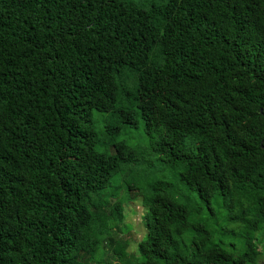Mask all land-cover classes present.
<instances>
[{
    "label": "trees",
    "instance_id": "obj_1",
    "mask_svg": "<svg viewBox=\"0 0 264 264\" xmlns=\"http://www.w3.org/2000/svg\"><path fill=\"white\" fill-rule=\"evenodd\" d=\"M121 182L145 233L104 255L259 264L264 0H0V264H105Z\"/></svg>",
    "mask_w": 264,
    "mask_h": 264
},
{
    "label": "rangeland",
    "instance_id": "obj_2",
    "mask_svg": "<svg viewBox=\"0 0 264 264\" xmlns=\"http://www.w3.org/2000/svg\"><path fill=\"white\" fill-rule=\"evenodd\" d=\"M100 114L96 115V118ZM97 130L101 133V125H97ZM149 134L145 133L143 128V122L140 119L135 128L123 129L121 133L116 137V140H124L128 144L134 147L138 145H147L150 140ZM101 137L104 142L112 141L115 139L108 138L105 134L101 133ZM99 148H105V145L99 146ZM111 148V147H110ZM118 195L112 199V201L122 200L124 203V219L123 223L117 228L112 230L108 235L105 232L108 228L107 220L103 215H97L93 222L92 238L90 241V250L93 252V260L96 262L100 258H104L105 264H125L115 258L112 253H106L104 255V249H107L109 243H114L117 240H126L128 243V252L135 253L139 240L145 233L143 225V214L146 210L142 203L141 196L135 191H129L126 189L123 182L119 184ZM101 235H105L101 237ZM230 241L232 239H226ZM258 249L260 251L259 264H264V230L259 232L256 236Z\"/></svg>",
    "mask_w": 264,
    "mask_h": 264
},
{
    "label": "water",
    "instance_id": "obj_3",
    "mask_svg": "<svg viewBox=\"0 0 264 264\" xmlns=\"http://www.w3.org/2000/svg\"><path fill=\"white\" fill-rule=\"evenodd\" d=\"M260 111L262 112V109Z\"/></svg>",
    "mask_w": 264,
    "mask_h": 264
}]
</instances>
